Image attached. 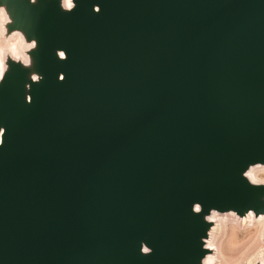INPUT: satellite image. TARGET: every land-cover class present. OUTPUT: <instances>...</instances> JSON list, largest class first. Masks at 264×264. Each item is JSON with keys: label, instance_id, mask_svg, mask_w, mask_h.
<instances>
[{"label": "water", "instance_id": "obj_1", "mask_svg": "<svg viewBox=\"0 0 264 264\" xmlns=\"http://www.w3.org/2000/svg\"><path fill=\"white\" fill-rule=\"evenodd\" d=\"M76 2L9 0L44 79L0 86V264H199L193 203L264 211V0Z\"/></svg>", "mask_w": 264, "mask_h": 264}, {"label": "clouds", "instance_id": "obj_2", "mask_svg": "<svg viewBox=\"0 0 264 264\" xmlns=\"http://www.w3.org/2000/svg\"><path fill=\"white\" fill-rule=\"evenodd\" d=\"M29 6H36L38 0H27ZM59 9L65 14L73 13L77 8L76 0H58ZM93 12L99 14L101 9L94 6ZM38 50V41L32 38L22 28L17 26L16 18L9 8V0H0V86H2L11 71L12 65H17L30 72L29 79L31 84H26V90L31 91L33 84H40L44 77L33 71L36 66V60L32 53ZM60 62H66L67 53L64 50H57L55 53ZM59 82L65 81V75H59ZM27 104L31 105L32 97H26ZM6 129L0 127V147L4 145ZM241 178L247 182L249 187L264 189V162L257 161L247 165L242 171ZM191 212L195 216H203V222L209 225L205 236L201 237L202 251L205 253L200 259L199 264H221L222 238L229 226L249 228L261 226L264 228V211L257 212L254 208H248L243 215L237 210L228 209L221 211L217 208H210L207 214H204L202 203L195 202L191 207ZM259 252L257 255L261 258L260 264H264V231H261L258 237ZM153 252L145 242H141L140 254L149 256ZM252 259H256L254 256ZM251 264V261H249Z\"/></svg>", "mask_w": 264, "mask_h": 264}, {"label": "rangeland", "instance_id": "obj_3", "mask_svg": "<svg viewBox=\"0 0 264 264\" xmlns=\"http://www.w3.org/2000/svg\"><path fill=\"white\" fill-rule=\"evenodd\" d=\"M264 228L261 226L233 227L229 226L222 238L221 264H255L259 260L257 255L259 251L258 237ZM256 256V259H252Z\"/></svg>", "mask_w": 264, "mask_h": 264}, {"label": "bare ground", "instance_id": "obj_4", "mask_svg": "<svg viewBox=\"0 0 264 264\" xmlns=\"http://www.w3.org/2000/svg\"><path fill=\"white\" fill-rule=\"evenodd\" d=\"M259 252V251H258Z\"/></svg>", "mask_w": 264, "mask_h": 264}]
</instances>
